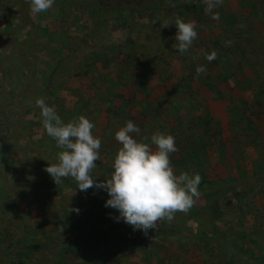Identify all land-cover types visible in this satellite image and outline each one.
Returning a JSON list of instances; mask_svg holds the SVG:
<instances>
[{"label": "rangeland", "instance_id": "374dc122", "mask_svg": "<svg viewBox=\"0 0 264 264\" xmlns=\"http://www.w3.org/2000/svg\"><path fill=\"white\" fill-rule=\"evenodd\" d=\"M205 7L55 0L33 14L29 0H0V264H264V0ZM177 16L197 25L183 55ZM40 98L65 123L83 115L95 125L97 183L114 171L127 121L140 141L174 136L176 174L202 178L194 206L145 235L116 220L105 190L82 192L71 177L56 185L44 169L62 149L43 128Z\"/></svg>", "mask_w": 264, "mask_h": 264}, {"label": "clouds", "instance_id": "9594fccd", "mask_svg": "<svg viewBox=\"0 0 264 264\" xmlns=\"http://www.w3.org/2000/svg\"><path fill=\"white\" fill-rule=\"evenodd\" d=\"M222 2L205 0V12H213ZM29 3L31 12L38 14L49 10L55 0H29ZM212 18L218 19V13ZM169 24L170 21L165 20L164 28L169 27ZM175 27L177 34L174 47L183 55L198 38L197 25L195 21L185 22L177 16ZM230 45L231 41L225 44ZM205 58L211 62L217 58V53L212 51ZM206 71L204 66L196 68L197 75ZM36 106L41 110L47 135L62 149L58 153V162L49 164L44 171L56 185L64 178L71 177L82 192L93 187L105 190L110 197L105 207L119 212L117 221L123 220L134 230H141L147 235L150 229L157 230L159 221L171 223L177 212L187 213L200 196L201 176L188 172L177 175L172 166L170 155L177 152L178 148L171 134L157 131L151 136L150 143L147 142V136L140 141L134 138L140 135L139 127L131 120L127 121L115 133V139L121 147L112 165L114 171L109 179L97 183L92 172L97 167L95 162L100 160L101 139L93 135L95 125L83 115L65 123L44 98L37 99Z\"/></svg>", "mask_w": 264, "mask_h": 264}, {"label": "trees", "instance_id": "16d2710c", "mask_svg": "<svg viewBox=\"0 0 264 264\" xmlns=\"http://www.w3.org/2000/svg\"><path fill=\"white\" fill-rule=\"evenodd\" d=\"M216 191H212V192H209V193H205L204 194V202H205V204L207 203V202H209L210 201V199L211 198H213L214 197V195H216L217 193H215ZM219 205H218V201H214L213 202V204H212V206L210 207V210H207V211H211L210 213L208 212L207 214H208V216H207V219L208 220H210L211 222L212 221H215V220H217L218 218H219V207H218ZM216 214V215H215ZM194 218V217H193ZM203 219V218H202ZM160 225H162V221L160 222ZM93 231V229L92 228H89L88 229V233H90V232H92ZM35 249V248H34ZM62 261H64L63 260V258H61V259H59V260H55L54 262H53V264H60Z\"/></svg>", "mask_w": 264, "mask_h": 264}]
</instances>
